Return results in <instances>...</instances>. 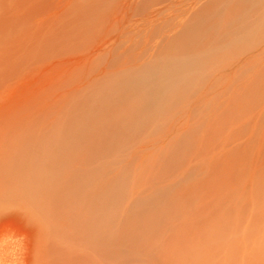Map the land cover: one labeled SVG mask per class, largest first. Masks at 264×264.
<instances>
[{
	"label": "rangeland",
	"instance_id": "374dc122",
	"mask_svg": "<svg viewBox=\"0 0 264 264\" xmlns=\"http://www.w3.org/2000/svg\"><path fill=\"white\" fill-rule=\"evenodd\" d=\"M94 78L110 144L75 167L103 227L240 228L264 243V0H0L8 145L29 129L53 145V93ZM33 100L43 117L30 125ZM13 211L0 205V220L36 228L34 211Z\"/></svg>",
	"mask_w": 264,
	"mask_h": 264
},
{
	"label": "bare ground",
	"instance_id": "6f19581e",
	"mask_svg": "<svg viewBox=\"0 0 264 264\" xmlns=\"http://www.w3.org/2000/svg\"><path fill=\"white\" fill-rule=\"evenodd\" d=\"M175 64L190 66L191 60ZM94 79L78 89L53 93L56 111L49 114V125L58 126L60 132L53 145L39 141L30 129L14 130L13 144L8 145L0 132V172H5L0 180V205L12 211H34L36 218V228L24 234L13 223L0 220V264H12L17 256L22 260L17 259L19 264H264V243H256L249 229L135 227L113 220L102 226L94 211L97 202H81L90 197L98 200L100 195L87 188L83 181L88 174L75 167L90 162L97 148L110 144L108 130L98 119L103 97L97 91L101 86L103 90L106 80ZM115 81L108 86L114 88ZM41 103L33 100L26 108L30 125L41 121L43 115L33 110ZM19 156L25 161L21 163ZM16 218L25 226L24 220Z\"/></svg>",
	"mask_w": 264,
	"mask_h": 264
}]
</instances>
